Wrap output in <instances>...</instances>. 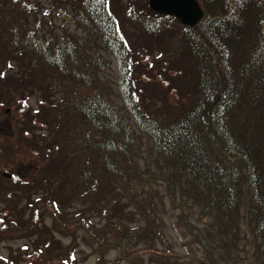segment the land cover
<instances>
[{"label": "trees", "instance_id": "trees-1", "mask_svg": "<svg viewBox=\"0 0 264 264\" xmlns=\"http://www.w3.org/2000/svg\"><path fill=\"white\" fill-rule=\"evenodd\" d=\"M198 1L202 18L193 27H179L183 47L171 51L182 63L184 58L182 68H156L155 51H144L145 55L139 52L131 63L126 47L129 42L125 38L126 43L123 41L110 21L107 0H91L89 18L75 21L82 25L86 37L83 44L65 31L54 34L52 29L47 39L46 31L33 37L39 34L34 29L23 31V44L28 50H15L12 41L7 51L12 56L26 53L35 57L53 73L57 84L66 82L70 86L55 106L64 108L57 116L62 121L72 114L80 120L73 141L81 145L86 156L83 165L73 167L67 175L69 179L59 176L56 185L67 180L69 189L79 197L97 193L102 198L96 200L101 203L108 197H126L139 213L148 214L153 227L157 217L149 212L152 214L155 205L146 197H163L152 187L161 184L171 200L178 198L181 206L191 202L197 207L198 220L205 221L202 229L191 226L192 236L208 257L213 245L218 244L226 254L223 259L233 258L231 252L237 250L243 221L256 254L264 260V0ZM60 12L63 21L65 16H84L79 9ZM28 37L31 40L27 41ZM11 39L16 40L15 34ZM99 47L117 60L114 98L108 92L106 63L100 58ZM145 57L148 60L143 62ZM82 60L87 62L86 67L81 68ZM159 60L167 62L165 54L159 55ZM138 62L145 70L150 67L141 75L155 87L131 83L133 66ZM14 80L9 78L8 82ZM159 87L164 100L156 98ZM13 89L17 94L11 98V106H25L17 81ZM33 119V123L43 124ZM29 130L21 129V134ZM143 136L148 139L147 145ZM61 152L55 158L68 164L69 159ZM40 177L43 175L37 173L32 180ZM42 197H36V201ZM54 203L59 210L61 203ZM81 206H88L92 216L97 217L99 210L109 218L105 207ZM124 212L125 207L121 214L111 215L109 220L114 222L104 225L120 250H130L143 239L156 237L166 242L164 234L152 227L138 235L122 228L124 221L118 218L124 217ZM102 240L100 236L99 243ZM50 243L56 246L57 241ZM60 249L54 247L53 251ZM69 259L61 261L72 264L74 255L69 254Z\"/></svg>", "mask_w": 264, "mask_h": 264}, {"label": "rangeland", "instance_id": "rangeland-1", "mask_svg": "<svg viewBox=\"0 0 264 264\" xmlns=\"http://www.w3.org/2000/svg\"><path fill=\"white\" fill-rule=\"evenodd\" d=\"M90 1L68 0V5L62 0H0V73L4 72L0 76V264H63L61 260L70 262L69 254L75 257L72 264H264L250 242V233L243 221L240 222L237 250L231 252L233 258L228 260L224 256L223 259L226 254H222V248L214 243L212 255L208 257L192 236L194 229L191 226L202 229L205 221L198 220L197 207L191 202L181 206L178 198L171 200L161 184H152V187L164 194L163 197H146L155 205L152 214L149 212L157 217V225L153 227L148 214L139 213L126 197H108L106 203H101L96 200L102 198L97 197V193L85 199L79 197L77 192L69 189L67 180L56 185L59 176L69 179L67 175H71L73 167L82 166L86 156L81 145L73 141L80 120L72 114L62 121L57 116L64 108L55 106L70 86L66 82H58V85L53 73L42 67L35 57L26 53L22 57L12 56L7 50L12 47V41H15V50H28L23 44V31L34 29L39 34L33 37L46 31L44 39H47L52 35L48 33L52 29L54 34L65 31L76 38L79 45L83 44L86 37L82 25L75 21L89 18ZM147 1L107 0L110 21L118 28L123 41L129 42L124 41L131 56L129 61L133 63L139 52L143 51L145 55L144 51H155L156 68L162 67L161 71L182 68L184 58L182 63V59L177 58L178 55L174 58L171 51L178 52L183 47L179 27L184 25L174 17L155 16L148 10ZM64 7L70 13L79 9L84 16H65L63 21L60 11L64 12ZM41 25L45 27L42 29ZM14 34L16 40L11 39ZM97 50L106 63L105 81L114 98L117 60L111 52L100 47ZM164 54L167 62L161 63L159 55ZM147 60L145 57L143 62ZM86 64L82 60L80 67H86ZM146 68L150 71L148 65ZM147 70L142 62L134 64L131 83L138 81L147 87H155L141 75ZM9 78L16 80L9 83ZM16 81L22 87L25 106L14 108L10 100L17 94L13 89ZM162 94L159 87L156 98L164 100ZM34 117L43 124L33 123ZM21 129L29 130V133L22 135ZM143 143L147 145V137L143 136ZM59 151L69 159L68 164L55 158ZM42 155L46 158H41ZM37 173L43 177L32 180ZM38 196H43L40 201H36ZM55 201L61 203L59 210ZM83 203L93 204L98 209L105 207L109 218L102 216L104 213L101 215L99 210L97 217L92 216L87 212L90 211L88 206H81ZM123 207L124 217L118 218L124 221L122 228L138 235L137 232L152 227L164 234L166 242L156 237L154 240L143 239L130 250H120L104 225L114 222L115 219L109 220L111 215L121 214ZM80 209L83 212H79ZM100 236L103 237L102 244L99 243ZM52 240L57 241L56 246L50 243ZM54 247L61 249L53 251ZM56 254L59 255L57 258Z\"/></svg>", "mask_w": 264, "mask_h": 264}, {"label": "water", "instance_id": "water-1", "mask_svg": "<svg viewBox=\"0 0 264 264\" xmlns=\"http://www.w3.org/2000/svg\"><path fill=\"white\" fill-rule=\"evenodd\" d=\"M148 7L159 14L175 16L181 24L190 27L203 15L197 0H149Z\"/></svg>", "mask_w": 264, "mask_h": 264}, {"label": "flooded vegetation", "instance_id": "flooded-vegetation-1", "mask_svg": "<svg viewBox=\"0 0 264 264\" xmlns=\"http://www.w3.org/2000/svg\"><path fill=\"white\" fill-rule=\"evenodd\" d=\"M62 2L68 4V0H62Z\"/></svg>", "mask_w": 264, "mask_h": 264}, {"label": "snow or ice", "instance_id": "snow-or-ice-1", "mask_svg": "<svg viewBox=\"0 0 264 264\" xmlns=\"http://www.w3.org/2000/svg\"><path fill=\"white\" fill-rule=\"evenodd\" d=\"M9 67H11V65H9Z\"/></svg>", "mask_w": 264, "mask_h": 264}]
</instances>
